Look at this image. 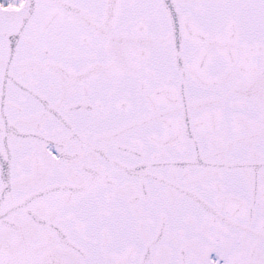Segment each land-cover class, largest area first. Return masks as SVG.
I'll list each match as a JSON object with an SVG mask.
<instances>
[{
	"label": "snow or ice",
	"instance_id": "obj_1",
	"mask_svg": "<svg viewBox=\"0 0 264 264\" xmlns=\"http://www.w3.org/2000/svg\"><path fill=\"white\" fill-rule=\"evenodd\" d=\"M0 264H264V0H0Z\"/></svg>",
	"mask_w": 264,
	"mask_h": 264
}]
</instances>
